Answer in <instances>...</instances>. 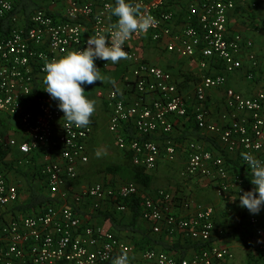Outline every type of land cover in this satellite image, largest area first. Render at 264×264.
<instances>
[{
    "label": "built area",
    "instance_id": "2783aa9c",
    "mask_svg": "<svg viewBox=\"0 0 264 264\" xmlns=\"http://www.w3.org/2000/svg\"><path fill=\"white\" fill-rule=\"evenodd\" d=\"M169 1L132 0L157 23L146 34L134 33L126 42L125 50L131 57L127 61L134 64L130 81L136 96L129 103L117 91L107 95L109 130L119 149L131 155L133 164L150 172L156 170L161 158L176 159L175 122L191 112L199 131L216 135L226 155L191 141L186 145L180 174L186 179L214 178L222 195L243 183V176L231 170L233 154L249 171L242 152L264 161V89L245 96L228 86L229 76L240 70L253 80L259 58L253 41L229 27L236 0H188L184 21H179V0H172L177 3L173 7ZM16 2L0 0V114L17 118L23 137L0 132V148H17L27 157L41 152L42 178L55 190L65 180L75 179L77 166L88 161L87 141L93 128L64 127L59 101L44 90V66L69 51L86 48L89 37L97 32L110 35L109 29L118 20L111 13L116 0H45L48 5L35 10L28 20L16 12ZM143 39L156 46L163 44L167 52L198 63L201 73L192 94H184L170 71L140 54L135 43ZM102 61L97 59L96 65ZM212 90L223 93V124L209 119ZM139 194L135 181L118 186L96 183L75 199L110 200L126 211L125 201ZM18 199L19 188L0 170V219L3 209ZM69 204H49L34 215L20 213L2 222L0 264H113L125 250L130 264H223L234 256L229 245L213 240L214 206L193 204L168 189L160 188L145 197L141 216L152 223L154 233H182L202 243L191 257L177 259L167 251L144 249L132 261V245L101 225L85 223ZM176 205L193 211L185 216L177 214ZM248 221L260 240L257 254L244 264H264V207L258 214H250Z\"/></svg>",
    "mask_w": 264,
    "mask_h": 264
},
{
    "label": "crops",
    "instance_id": "0c3cea01",
    "mask_svg": "<svg viewBox=\"0 0 264 264\" xmlns=\"http://www.w3.org/2000/svg\"><path fill=\"white\" fill-rule=\"evenodd\" d=\"M22 1L23 0H17L16 12H18L17 10L21 6ZM33 1L39 3L42 7L47 5L45 0ZM255 1L256 0H236V9L230 12L229 19V27L232 32H241L246 38L253 41L254 50L259 58V68L255 70V77L253 80L247 79L245 70L237 71L229 76L228 86L240 91L245 96H253L260 90L264 89V0L256 1V6L253 7L252 2ZM50 12L53 13L52 10ZM18 14L23 17L22 12H18ZM26 20L28 19L26 18ZM149 43L150 42H148L147 39H143L136 41L135 45L140 51V54L146 57L149 61L170 71L174 75L175 81L180 89V86H182L180 82L181 78L175 75L176 71H179L180 69H182V73L186 74L187 78L191 74L190 71H194L197 75L196 82L198 81L201 71L195 60L169 53L164 49L163 44L158 46L155 45L156 48L152 49L151 55L146 56L142 52L144 49L143 46H149ZM113 66L115 65L111 61H102L97 67L100 68L101 75L104 71H106V73L114 72L116 75L113 77L110 85L121 89L119 93L121 94L120 96H124L122 97L123 99H130V101H132L136 94L132 89L131 81L126 79L127 83H123L120 79L125 74L123 72L113 70ZM99 92L102 91H98V97H100L101 100L97 105L98 109L96 114H93L91 118L92 123L89 124L92 128L94 127L93 133L87 141V153L89 159L87 162L80 163L77 166L78 174L75 179L65 180L61 186L53 190L48 187L39 172V168H41V163L43 161V154L41 152H36L33 156L27 157L17 148H2L4 149L2 151H5V153L0 159V170L4 171L9 177L11 183L17 185L19 188V199L14 205L3 209L0 223L8 221L12 217L14 208L16 211L18 206H25L29 202L31 188L27 180H30L41 193L50 198L49 203L69 202V205L76 210L85 223L101 225L132 245L134 248V252L131 255L132 261L136 260L138 252L144 249L170 250L171 254L178 258L182 256H184L182 258L193 256L197 252V248L193 245L191 247H186V245L193 243V241H189V239L182 233L169 234L167 232H152V223L145 220L141 216L142 202L138 208V217L136 222L132 224L131 220L133 212L130 205L133 206V202L131 200L125 201L127 204V210L120 211L118 204L114 201H99L91 197H84L80 201L75 199L77 195L88 189L90 187L89 185L92 186L94 182L107 183L108 186H118L119 184L131 179L139 184L140 194L137 196H140L142 199L151 195L156 190L163 188L174 192L175 195L180 198H192L193 204L202 203L213 205L215 208V229L213 240L229 245L234 253V256L224 261L223 264H241V262L244 264L247 260L252 259L253 256L257 254V245L260 240L249 225L248 218L252 213L249 212L248 217L244 221L249 228V234L246 237L247 244H245L240 237L228 235L229 232L232 231L233 227L231 224H223L222 221L225 220L223 216L226 211L221 210V207L218 205L219 198H228L229 201L227 207L233 208V201H235L238 196L242 195L245 191L252 190V188L255 187L251 183L252 177L250 174H252V172L244 166L240 158L233 154L230 158V164L232 163L231 166L233 169L231 170L233 172L240 173L243 176V183L237 186V188H233L230 192L222 195L218 193V181L214 178L197 176L189 178L191 181L186 180V183H183L186 178H182L181 174H173L174 170L171 168L173 165L169 166V163L178 161L181 167L185 165V162L182 161V159L185 158L186 160V150L183 152L184 155H182V157L180 156L181 158H178L177 154L174 161L161 158L159 166L154 171L149 172L144 170L145 175L136 174L133 168L128 165L127 157L124 152H122L117 146L114 134H112L109 130L110 109L106 100L107 96L105 97L103 92V95H99ZM192 92L190 93L192 94ZM221 96L222 99L220 98ZM208 108L210 112V121L223 124L224 122L220 117L221 112L225 109L222 91H210ZM93 118L99 120V123H96L97 130L93 123ZM13 123H10V121L3 123L2 117H0V132L7 133L14 131L15 128H12ZM192 123L194 124V121ZM17 128L19 131H15V134H19V137H13L22 139L23 135L20 130L19 123ZM95 130L96 132L94 134ZM192 132L193 125L186 119L176 120L174 134L178 141V145H185L186 143L184 144L183 138L189 135L192 138H196L195 141L201 144L204 149H209L216 154L224 152L220 147V143L216 135L198 130L199 136H197L192 134ZM98 134L99 139L97 138ZM98 149L106 154H103L98 158L96 156V151ZM25 159L30 160V162L25 164ZM21 160H23L24 163H21ZM111 162L115 163L110 165ZM122 167L129 168L133 174H129L128 176L127 174H120L119 172ZM138 168L142 167L138 166ZM24 174H27L28 178ZM245 209L246 208H244V211L236 225H238L241 221ZM174 210L177 214L185 216L192 213L193 208L187 209L176 205ZM227 218L229 217L227 216ZM228 223H230V220ZM153 238L156 241L151 240ZM184 245L186 248L183 247ZM174 246H177V248H174Z\"/></svg>",
    "mask_w": 264,
    "mask_h": 264
},
{
    "label": "clouds",
    "instance_id": "9594fccd",
    "mask_svg": "<svg viewBox=\"0 0 264 264\" xmlns=\"http://www.w3.org/2000/svg\"><path fill=\"white\" fill-rule=\"evenodd\" d=\"M111 13L118 20L109 29L110 35L97 32L89 37L86 48L69 51L44 66V90L59 101L58 107L64 113L65 128L73 125L85 128L92 123L96 101L85 95L84 85L105 82L96 60L117 64L121 60L131 59L129 52L125 50L126 42L134 33L146 34L157 23L153 15L142 10L140 3L132 0H116ZM103 154L106 153L99 149L96 151L98 158ZM241 158L251 169V183L255 187L239 196L240 206L252 214H258L264 207V161L249 152H242ZM113 264H130L128 251L125 250L116 257Z\"/></svg>",
    "mask_w": 264,
    "mask_h": 264
},
{
    "label": "rangeland",
    "instance_id": "374dc122",
    "mask_svg": "<svg viewBox=\"0 0 264 264\" xmlns=\"http://www.w3.org/2000/svg\"><path fill=\"white\" fill-rule=\"evenodd\" d=\"M48 5V4H47ZM46 5V6H47ZM149 46H143V54H145L146 56H150L151 55V52H152V49L153 48H156V46H155V44H153V43H149L148 44ZM155 52H157V51H155ZM115 66H113V70H115V71H117V72H123L125 75L124 76H122V78L120 79L121 81H123V83H127V81H126V79L127 80H133V68H134V64L133 63H130V62H128L127 60H121L119 63H117V64H114ZM183 71H182V69H180L179 71H176V74L175 75H177L179 78H181V84H182V86H180L181 87V91L184 93V94H186V92H187V94H191L190 92H192L193 91V89H194V86H195V83H196V77H197V75H196V73L194 72V71H190L191 72V74L188 76V78L186 77V74L185 73H182ZM184 72H186V71H184ZM116 74L114 73V72H112V73H106V71H104V72H102V76L103 77H105V82H101V81H97L95 84H92V85H87V84H85L84 85V88H85V95H87L90 99H93V100H95L96 101V111H97V109H98V107H97V105L99 104V101L101 100V98L100 97H98V91H102L103 93H104V95H105V97L110 93V92H112V91H117L118 93L120 92V90L121 89H118V88H115L114 86H111L110 85V82L113 80V77L115 76ZM245 79V78H244ZM126 81V82H125ZM221 93V92H220ZM120 94V93H119ZM121 95V94H120ZM121 97H124V96H121ZM221 99H222V96L220 97ZM99 99V100H98ZM125 100H127V102H132V101H130V99H125ZM96 111H95V113H94V115L96 114ZM0 117H2V122L3 123H7V122H9L10 121V123H13V122H15V123H13V126H12V128L14 129V131H11V132H1L3 135H5V136H17V137H19V134L17 135V134H15V131H19L18 130V123H17V118H13V117H9V116H7V115H5V114H0ZM93 123H94V125H95V127H96V130H97V124L96 123H99V120H97V119H95V118H93ZM16 124V125H15ZM93 129H94V127H93ZM96 130L94 131V134H95V132H96ZM199 133V132H198ZM101 136V135H100ZM97 138L99 139V134L97 135ZM184 139V144L185 145H182V146H180L179 145V147H178V158L181 156L182 157V155H184L183 154V152H184V150H186V145L191 141V140H196V138H192V137H190L189 135L187 136V137H184L183 138ZM180 157V158H181ZM182 161H186L185 160V158L184 159H182ZM112 163H115V162H111L110 163V165L112 164ZM170 165L169 166H172L173 165V167H171L174 171V173L173 174H180V172H181V170L183 169V166L181 167L180 165H179V162L178 161H176V162H170L169 163ZM185 164V163H184ZM175 165V166H174ZM231 169H233V167L231 168ZM130 169L129 168H126V167H122L121 168V170H120V174H127V176L129 175V174H133V172H131V170L129 171ZM171 172H172V170H171ZM183 178V177H182ZM186 180H189V181H191V179H185L184 181H183V183H186ZM127 181H134V180H127ZM203 181H205V180H203ZM208 181V180H207ZM96 183H103V182H94V184H96ZM93 184V185H94ZM103 184H105V185H107V183H103ZM89 186H91V185H89ZM108 186V185H107ZM194 187V186H193ZM193 189V188H192ZM193 192V191H192ZM211 193V192H210ZM209 193V194H210ZM201 194H203V193H201ZM209 194H208V196H209ZM183 198H187V199H190L191 201H192V198H190V197H183ZM228 201H229V199L228 198H219V200H218V205H219V207H221V210H224V211H226V213L224 214V216H223V218H225V220H223L222 222H223V224H225V225H228V224H231V226L232 227H235L236 226V224H237V222L239 221V218L241 217V214L243 213V211H244V208L243 207H241L240 206V201H239V196L236 198V200L235 201H233V203H234V205H233V208H229V207H227V205H228ZM227 216L230 218H227ZM222 217V216H221ZM232 218V219H231ZM229 220H230V223H228L229 222ZM241 264H242V262H241Z\"/></svg>",
    "mask_w": 264,
    "mask_h": 264
},
{
    "label": "trees",
    "instance_id": "16d2710c",
    "mask_svg": "<svg viewBox=\"0 0 264 264\" xmlns=\"http://www.w3.org/2000/svg\"><path fill=\"white\" fill-rule=\"evenodd\" d=\"M187 1L188 0H179L178 1V4L181 6V8H180L181 10H179V15H180L179 21H184L185 20L184 18L187 15V11H186L187 10L186 9ZM168 4L173 7V5H175L177 3H175L172 0H170ZM40 7H42V6L39 3H37L36 1L23 0L22 3H21V6L18 8L17 11L18 12H22L23 16L28 19L31 16V14L35 10L40 8ZM184 119H186L190 124L193 125L192 134L199 136L198 135V130L199 129H198L196 123L195 122H194V124L192 123L194 121V119H193V115L191 114V112L189 113L188 117L184 118ZM192 119H193V121H192ZM181 120H183V119H181ZM192 141H194V140H192ZM176 142H178L177 139H176ZM2 150H4V149L0 148V159L2 158V155H4V153H5V151H2ZM223 153H225V152H223ZM125 156L127 157L128 165L133 168V170L135 171L136 174L145 175L144 174V170L145 169L144 168L143 169L142 168H138V166L135 167L136 165L133 164L131 155L129 153L125 154ZM230 167L232 168V166H230ZM40 169L41 168H39V172L41 174ZM24 175L28 178L27 174H24ZM250 175L252 177V174H250ZM27 182H28V184H29V186L31 188V193H30V196H29V202L25 206H18V209L16 211H15V208H14V211H13V214H12L13 217H17L20 213L27 214V215H34V214L38 213L39 211H41L44 208V206L49 205V204H55V202L49 203V201H50L49 199L50 198L47 197L46 195H44L43 193H41L30 180H27ZM257 195H258V193H257ZM127 200H131L133 202L132 203L133 206L130 205L131 210L133 212V216H132V220H131V223L133 224L134 222H136V219L138 217V208H139L140 203L143 202V199L140 198V196L133 195L131 197V199H127ZM44 203H46V204H44ZM43 204H44V206H43ZM38 207H40V208H38ZM248 214H249V211L247 209H245V212H244V214L242 216V219L239 222V224L236 225L235 227H233L232 231L229 232V234H228V235H234V236L240 237L244 241L245 244H247L246 237L249 234V228H248L246 222H244V221L248 217ZM127 227H129V226H127ZM151 240H155V239L153 238ZM192 245L195 248H197V251H199L203 247L202 243H197V242H193V243H191L189 245H186V247H191ZM183 247H185V245ZM174 248H177V246H174ZM163 251H166V250H163ZM167 252L171 253L170 250H167ZM182 257H184V256H182ZM182 257H180V258L176 257V258L177 259H181Z\"/></svg>",
    "mask_w": 264,
    "mask_h": 264
}]
</instances>
